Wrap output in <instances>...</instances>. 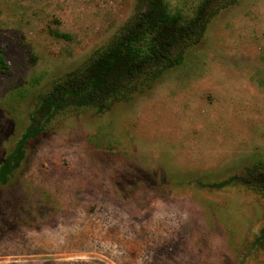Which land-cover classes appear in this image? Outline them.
<instances>
[{
	"label": "rangeland",
	"instance_id": "rangeland-1",
	"mask_svg": "<svg viewBox=\"0 0 264 264\" xmlns=\"http://www.w3.org/2000/svg\"><path fill=\"white\" fill-rule=\"evenodd\" d=\"M142 0H0V169L52 83ZM105 114H58L0 183V264H264V0ZM241 181H239V180Z\"/></svg>",
	"mask_w": 264,
	"mask_h": 264
},
{
	"label": "trees",
	"instance_id": "trees-1",
	"mask_svg": "<svg viewBox=\"0 0 264 264\" xmlns=\"http://www.w3.org/2000/svg\"><path fill=\"white\" fill-rule=\"evenodd\" d=\"M236 2L142 0L135 16L106 46L52 83L29 128L1 167L0 183H8L31 141L58 114L87 109L102 115L115 104L131 101L150 89L164 73L181 65L184 51L198 44L213 19ZM8 70L4 51L0 49V71ZM241 180L264 194V168L250 169Z\"/></svg>",
	"mask_w": 264,
	"mask_h": 264
}]
</instances>
